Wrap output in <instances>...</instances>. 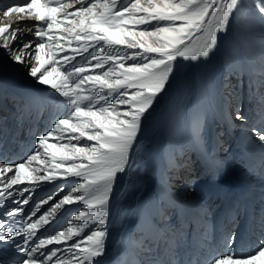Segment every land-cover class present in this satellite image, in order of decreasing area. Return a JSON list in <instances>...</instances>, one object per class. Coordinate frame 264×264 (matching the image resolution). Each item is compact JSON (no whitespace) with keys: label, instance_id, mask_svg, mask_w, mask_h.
Masks as SVG:
<instances>
[{"label":"bare ground","instance_id":"6f19581e","mask_svg":"<svg viewBox=\"0 0 264 264\" xmlns=\"http://www.w3.org/2000/svg\"><path fill=\"white\" fill-rule=\"evenodd\" d=\"M151 1L0 0V264H264V81L233 75L217 102L198 91L199 143L188 123L171 134L161 92L136 131L114 135L130 98L100 59L157 56L141 38ZM67 81L71 112L57 100ZM170 143L206 171L177 176Z\"/></svg>","mask_w":264,"mask_h":264},{"label":"rangeland","instance_id":"374dc122","mask_svg":"<svg viewBox=\"0 0 264 264\" xmlns=\"http://www.w3.org/2000/svg\"><path fill=\"white\" fill-rule=\"evenodd\" d=\"M142 10L146 27L141 38L152 48L151 54L159 57L143 59L135 65L128 53L113 58L105 52L100 59L103 63L100 71L115 69L119 76L117 85H123L128 98L133 93L131 102L125 98L129 111L114 135L121 137L128 131H136L144 122L142 107L154 93L161 92L169 95L173 106L167 110L173 117L171 134L180 136L181 125L188 123L191 143H199V124H194L188 115L198 91H203L208 101L217 102L224 98L225 87H221L228 85L233 75L240 76L241 81L245 79L248 85L255 80L259 84L264 81V0H152ZM229 75L230 79H226ZM41 81L36 80L34 86ZM234 81L231 90L238 88ZM65 84L62 88L65 91L58 90L59 97L74 107L76 101L70 98L74 83ZM231 90L228 95L234 102L236 97ZM45 117L41 113L37 119L35 148L40 131L43 137ZM258 186L256 183L254 188L258 190ZM234 192L236 195L235 188ZM233 233V237H238L236 229ZM233 237L230 239L234 241Z\"/></svg>","mask_w":264,"mask_h":264}]
</instances>
